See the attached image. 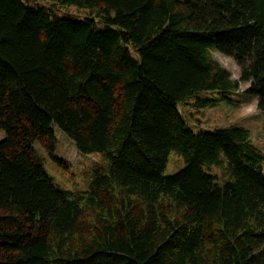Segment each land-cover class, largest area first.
<instances>
[{
	"label": "trees",
	"instance_id": "1",
	"mask_svg": "<svg viewBox=\"0 0 264 264\" xmlns=\"http://www.w3.org/2000/svg\"><path fill=\"white\" fill-rule=\"evenodd\" d=\"M28 1L0 0V264H264V153L177 109L242 81L264 112V0ZM56 128L105 161L85 194L43 167Z\"/></svg>",
	"mask_w": 264,
	"mask_h": 264
},
{
	"label": "rangeland",
	"instance_id": "2",
	"mask_svg": "<svg viewBox=\"0 0 264 264\" xmlns=\"http://www.w3.org/2000/svg\"><path fill=\"white\" fill-rule=\"evenodd\" d=\"M28 2L51 8L57 14H70L80 17L88 14L87 10L77 9L73 6L55 5L49 0H29ZM211 55L229 71L233 79L239 78V67L231 57L217 51H213ZM248 86L249 82L240 81L238 90L228 95L238 101V107L235 108L222 102L216 107L196 110L191 106V101L189 100L180 103L177 109L186 123L194 129L199 127L214 129L230 125H240L246 128L249 131L251 143L261 153H264V112L257 109L254 97L245 94ZM55 135L57 138L55 156L61 165L50 159L39 143L35 144L37 152L43 158L42 164L45 171L59 187L79 194H85L93 170H100L105 167V161L98 153L80 154L74 143L57 128L55 129ZM182 165L181 158L171 152L163 173H174ZM211 170L219 172L215 167ZM87 215L88 213L86 214V219L88 220Z\"/></svg>",
	"mask_w": 264,
	"mask_h": 264
}]
</instances>
